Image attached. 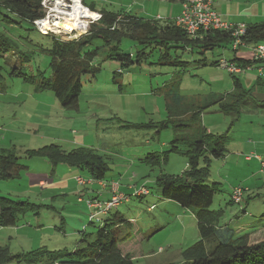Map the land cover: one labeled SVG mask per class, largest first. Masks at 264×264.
Returning a JSON list of instances; mask_svg holds the SVG:
<instances>
[{"label": "rangeland", "instance_id": "1", "mask_svg": "<svg viewBox=\"0 0 264 264\" xmlns=\"http://www.w3.org/2000/svg\"><path fill=\"white\" fill-rule=\"evenodd\" d=\"M84 3L96 10L105 8L162 20L177 17L180 11L178 0H84ZM218 8L233 23L264 21V0H228ZM14 26L17 27L10 28L0 21L1 31L14 38L22 51L32 52V60L25 63L26 71L50 74L52 55L42 53V47L48 48L53 36L28 30L31 24L27 21ZM75 32L58 35L73 37L78 35ZM121 48L130 53L138 50L140 44L125 37ZM160 53L159 49L149 48L140 64L123 66L117 58H106L102 51L94 60L99 71L83 76L79 111L64 109L52 92L40 91L34 83L11 76L9 59L0 58V64L5 66L4 78L0 80V153L14 148L19 165L25 167L20 170V177L0 181V195L29 199L40 206L21 212L16 226L0 227V245H8L14 254L44 247L48 250L44 256L48 257L61 251L66 254L67 250L72 251L93 238L94 235H87L96 230L89 223L88 197L81 192L94 182L80 185L75 182L74 174L82 175L85 180L91 179L90 176L76 166L53 165L46 157L26 154L28 149L51 144H58L66 151L89 146L108 162L104 181H118L120 191L129 196L117 209L123 218L135 221L136 231L123 228L122 235L129 232L131 241L138 239L142 254L137 255V263L183 264L182 251L201 237L197 219L191 209L160 195L156 179L161 174H183L189 168L185 153L189 148L187 136L200 135L203 128L226 135V154L212 159L208 176V182L220 186L211 206L225 209L220 224L230 223L236 214L246 215L249 222L259 219L264 210V77L256 69L234 73L227 66L215 64L222 59L229 62L235 54L231 45L205 54L183 49L173 53L189 61L187 64L159 62ZM18 56L11 55L12 65L20 62ZM235 79L250 91L235 110L226 112L216 104L202 109L196 119L190 121L188 117L179 121L182 117L179 114L186 107L192 113L233 92ZM174 96L178 97V106L173 104ZM165 121L168 127L145 126ZM178 122L188 123L189 128L178 126L176 130ZM176 135L185 139L178 143L180 151L171 152L166 162L155 166L142 160L151 153L169 150ZM70 169L73 173L63 172ZM41 173L55 182L62 178L75 180L65 186L30 185L31 178ZM145 185L151 193L136 195ZM235 187L243 188L245 198L252 196L246 212L240 210L245 204L243 197L239 201L232 198L240 204H228ZM109 191L113 193L111 186ZM85 237L87 240L83 241ZM249 239L251 243L262 241L264 228L249 234ZM33 264L57 263L44 259Z\"/></svg>", "mask_w": 264, "mask_h": 264}, {"label": "trees", "instance_id": "2", "mask_svg": "<svg viewBox=\"0 0 264 264\" xmlns=\"http://www.w3.org/2000/svg\"><path fill=\"white\" fill-rule=\"evenodd\" d=\"M42 1L0 0V21L8 24L10 28H16L15 24L22 26L23 21H27L31 24V28L28 30H37L34 21L42 18L45 14ZM90 8L96 10L95 7ZM100 12L102 17L92 22L88 32L79 38L63 37L53 33L47 34L53 38L48 48L42 47V53L52 55L50 74H46V71H40L38 74L28 73L25 69V63L32 60V52L22 51L14 38L0 30V58L9 59L7 61L10 65L9 74L34 83L40 91L52 92L59 99L64 109L79 111L80 98L83 93V76L90 73L95 75L99 71L94 60L102 51L106 53V58H117L123 66H129L134 62L140 64L147 57L149 48L150 51L152 49L161 51L159 62L173 64H187L189 62L180 59L181 56L178 53L173 55L178 49L190 52L198 50L199 53L205 54L208 50H214L221 46L231 45L233 48L234 36L229 30H201L197 37H191L171 19L161 22L157 18H147L124 11L115 12L105 8L100 9ZM246 25V32L240 36L242 41L248 46L264 43V21L246 23ZM125 37L137 41L140 48L130 53L124 52L121 45ZM233 50L235 54L229 62L235 63L237 66L244 68L264 61V58H242L238 56L240 50ZM11 55H19L20 62H15V65H12ZM214 63L221 64L219 61ZM4 68L5 66L0 64V80L4 78ZM119 72L122 73V69ZM114 79H116L115 76ZM248 93L250 91L243 89L240 80L235 79L233 92L228 93L227 96L217 97L215 101L201 106V109L192 113H188L190 108L188 111L186 107L179 114L182 116L179 121L188 117H190V121L196 119L199 116L198 112L201 113L202 109L216 104L223 111L231 112L244 101ZM172 101L178 106L179 100L176 102L172 99ZM158 124L161 128L168 127L166 121L150 122L145 126ZM188 125L184 122L175 124L176 130L178 126L189 128ZM200 133V135L187 136L189 148L185 153L188 157L189 168L183 174H161L156 179L160 195L176 201L182 207L191 209L197 219L201 237L182 251L183 264H264V239L251 243L249 232L237 234L230 223L220 224L225 213L224 208H211L220 186L217 182H208L209 166L212 159L220 158L226 154V135L208 132L206 128L201 129ZM181 137L183 139L177 136L173 140V145L169 150L163 153H151L142 160L155 166L166 162L171 152L180 151L178 143L185 139L183 135ZM26 154L29 157H46L53 165L65 163L76 166L81 172H86L90 178L96 180H105L109 170L108 162L104 156L89 146H80L71 151H66L58 144H51L38 149H28ZM21 169H25V167L19 165V156L14 148L1 151L0 181L20 177ZM145 187L150 194L149 187L147 185ZM138 196L142 197V195ZM243 198L245 197L243 196ZM251 198V195L245 198L246 203ZM228 204L240 203H236L232 199L231 193ZM37 206L40 207L29 199L16 200L0 195V227L16 226L21 212ZM240 207L241 211L246 212L248 210L247 204ZM117 208L101 215L100 221H89L96 230L86 234L94 235L93 238L72 251L67 250L66 254L61 251L56 256L45 257L44 255L48 250L44 247L26 253L14 254L8 245H0V264H11L19 261L33 264L40 263L44 259L47 262L57 264H138L137 255L142 254L138 239L135 241L134 238L131 241L129 232L122 235L123 228L136 231L135 221L123 218L119 215ZM255 220L264 225V210L259 219ZM252 224H255L253 227L258 226L256 223ZM87 237L83 241H86Z\"/></svg>", "mask_w": 264, "mask_h": 264}, {"label": "built area", "instance_id": "3", "mask_svg": "<svg viewBox=\"0 0 264 264\" xmlns=\"http://www.w3.org/2000/svg\"><path fill=\"white\" fill-rule=\"evenodd\" d=\"M72 0H43L42 5L44 9V16L42 18L36 19L34 21V25L37 30L42 34H56L61 32H66L62 27L57 26V21L55 20L57 14L60 12H71ZM83 4L84 0H81ZM214 0H183L182 1V10L180 14L174 19L175 23L184 29L189 36L197 37L201 30L207 29H224L231 31L234 36L233 41V49L241 50L244 47H248L242 39L241 35L246 32V23H233L226 19L222 14H220L214 8ZM86 5V4H85ZM87 9L92 10L97 14L96 17L90 18L88 21V25L86 29H84L79 35H75L70 38H79L83 34L87 33L90 27V24L94 21L99 20L102 17L100 10H93L88 5ZM66 15L63 14V20ZM159 19V18H157ZM60 20V19H59ZM48 22L50 27L45 25ZM72 34V33H69ZM253 57L255 59H263L264 58V43L257 44L252 47ZM221 64L229 67L232 72H239L243 69H247L250 66L240 67L235 63H230L226 59L221 60ZM247 159H250L249 157ZM262 169L264 170V160L262 159ZM76 181L80 185H84L89 181L94 182L96 179L91 178L85 180L82 175L75 176ZM103 186H111L113 193L111 197L107 200H101L100 198H87L88 206L91 209L90 212V221H100L101 215L109 212L113 208H117L123 203V201H127L129 196L120 191V183L118 181L105 182L104 180H99ZM148 189L143 186L139 189L135 194L142 195L148 194ZM244 195V190L241 187H235L232 191V198L236 201H239ZM82 198V197H81Z\"/></svg>", "mask_w": 264, "mask_h": 264}, {"label": "crops", "instance_id": "4", "mask_svg": "<svg viewBox=\"0 0 264 264\" xmlns=\"http://www.w3.org/2000/svg\"><path fill=\"white\" fill-rule=\"evenodd\" d=\"M178 1L180 3V11H179L178 14H180V12L182 10V1L183 0H178ZM227 1L228 0H220V1L219 0H214V4H213L214 5V8L220 14H222L224 17L226 15L220 11V8H218V6H220L221 4L227 3ZM139 16H141V15H139ZM175 18L176 17H174V18H168V19L174 20ZM226 19H228V18H226ZM159 20L161 22H165L167 19L166 20L159 19ZM244 23H249V22H244ZM252 47L253 46H248V47H246V49L245 48H242L238 52V56H240L242 58H246V59L254 58L253 57V53H252ZM253 69H256L258 75L261 74L264 77V61H260L258 63H255L252 66H250L249 68L243 69V70H253ZM243 70L242 71H239V72H243ZM235 73H237V72H235ZM174 99L176 100V102L178 101V97L177 96H174ZM63 172L64 173H70V172L73 173V170H71V169L69 171L64 170ZM28 173H32V172H30L28 170ZM77 175H79V174H77V173L74 174V176H77ZM32 178H31V181H30V185H38V186H41L42 188H46V187L53 186V185H63V186L68 185V184L72 185V183H71L72 180L73 181L75 180V179H72V180L71 179H68V181H67V180H64L62 178L59 181H56L55 182V180H53L52 178H49L48 179L46 173H41V174H39L38 177H34V179H32ZM75 182H76V180H75ZM100 182L101 181H99V180H95L94 181V184L87 185V186L83 187L82 188V192H81L82 196L86 194L87 197H98L101 200H107V199H109L111 197V192L109 191L110 186H103ZM246 201L247 200L244 199V203L245 204H248L249 203V200H248V203H246ZM240 209H241V207H240ZM237 215H240V214H236L231 219V221H230V225L235 229V232L237 234H242V232H245V233H248L249 232V234H251L254 231H257L259 229H263L264 228V225L261 222H259V221L254 220L253 222H249L247 220V218H245L246 215H243V216L240 215L239 217ZM252 223H256V224H258V226L253 227L255 224H252Z\"/></svg>", "mask_w": 264, "mask_h": 264}, {"label": "bare ground", "instance_id": "5", "mask_svg": "<svg viewBox=\"0 0 264 264\" xmlns=\"http://www.w3.org/2000/svg\"><path fill=\"white\" fill-rule=\"evenodd\" d=\"M71 12H60L57 14V26L62 27L66 30L67 33L80 34L84 29H86L88 25V21L90 18L96 17L97 14L92 12V10L87 9V6L82 3L81 0H72ZM63 14L66 16L64 20L62 19ZM60 19V20H59ZM48 28L50 24L48 22L45 23Z\"/></svg>", "mask_w": 264, "mask_h": 264}]
</instances>
